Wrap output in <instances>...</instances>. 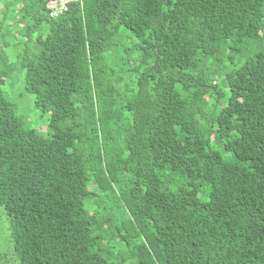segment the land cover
Instances as JSON below:
<instances>
[{
    "label": "trees",
    "instance_id": "16d2710c",
    "mask_svg": "<svg viewBox=\"0 0 264 264\" xmlns=\"http://www.w3.org/2000/svg\"><path fill=\"white\" fill-rule=\"evenodd\" d=\"M48 1L5 5L33 21L20 67L48 134L4 90L0 40L17 263L264 264V0Z\"/></svg>",
    "mask_w": 264,
    "mask_h": 264
},
{
    "label": "rangeland",
    "instance_id": "374dc122",
    "mask_svg": "<svg viewBox=\"0 0 264 264\" xmlns=\"http://www.w3.org/2000/svg\"><path fill=\"white\" fill-rule=\"evenodd\" d=\"M8 1L12 0H0V40L3 41L2 48L8 53L9 60L12 63L14 69L9 74V79L3 85L5 91L10 89L15 90L16 97L15 102L18 104V112L22 115L29 125L36 128V130L42 134L49 133V114L43 113L34 105V96L28 93L24 88V70L20 67L21 55L25 48L29 45L26 44L28 36L25 35L26 29L24 24L30 22L28 18H25L23 24H16L14 22L16 18V6L14 3L7 10L5 5ZM7 10V11H6ZM6 13V14H5ZM33 21L30 22V24ZM39 31L32 32L30 34L32 41L38 36ZM29 44H32L29 42ZM6 45V46H5ZM20 76L19 80L13 81L15 77ZM201 195V194H200ZM203 199H206V195H201ZM0 253L5 254L4 259H0V264H18L14 258L13 243L9 238L8 221L2 210L0 209Z\"/></svg>",
    "mask_w": 264,
    "mask_h": 264
},
{
    "label": "built area",
    "instance_id": "2783aa9c",
    "mask_svg": "<svg viewBox=\"0 0 264 264\" xmlns=\"http://www.w3.org/2000/svg\"><path fill=\"white\" fill-rule=\"evenodd\" d=\"M78 0H49L47 8L51 16H58L68 9L69 3Z\"/></svg>",
    "mask_w": 264,
    "mask_h": 264
}]
</instances>
